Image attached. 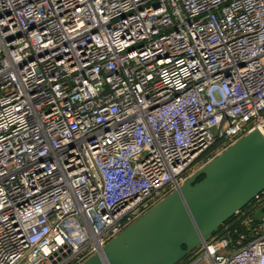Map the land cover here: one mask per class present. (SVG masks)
Instances as JSON below:
<instances>
[{
    "label": "built area",
    "instance_id": "obj_1",
    "mask_svg": "<svg viewBox=\"0 0 264 264\" xmlns=\"http://www.w3.org/2000/svg\"><path fill=\"white\" fill-rule=\"evenodd\" d=\"M256 129L264 0H0V264L103 255ZM263 206L178 264H264Z\"/></svg>",
    "mask_w": 264,
    "mask_h": 264
},
{
    "label": "water",
    "instance_id": "obj_2",
    "mask_svg": "<svg viewBox=\"0 0 264 264\" xmlns=\"http://www.w3.org/2000/svg\"><path fill=\"white\" fill-rule=\"evenodd\" d=\"M264 191V134L219 153L84 264H178ZM264 220V206L254 213Z\"/></svg>",
    "mask_w": 264,
    "mask_h": 264
},
{
    "label": "rangeland",
    "instance_id": "obj_3",
    "mask_svg": "<svg viewBox=\"0 0 264 264\" xmlns=\"http://www.w3.org/2000/svg\"><path fill=\"white\" fill-rule=\"evenodd\" d=\"M197 167V166H196ZM195 169V168H194ZM189 173H192V170L189 172Z\"/></svg>",
    "mask_w": 264,
    "mask_h": 264
}]
</instances>
